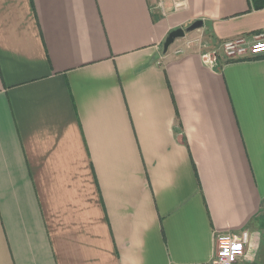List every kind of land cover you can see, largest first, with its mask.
Wrapping results in <instances>:
<instances>
[{
    "label": "crops",
    "instance_id": "crops-1",
    "mask_svg": "<svg viewBox=\"0 0 264 264\" xmlns=\"http://www.w3.org/2000/svg\"><path fill=\"white\" fill-rule=\"evenodd\" d=\"M199 20L247 45L264 0H0V264H210L242 230L264 264V55L163 52Z\"/></svg>",
    "mask_w": 264,
    "mask_h": 264
},
{
    "label": "built area",
    "instance_id": "built-area-1",
    "mask_svg": "<svg viewBox=\"0 0 264 264\" xmlns=\"http://www.w3.org/2000/svg\"><path fill=\"white\" fill-rule=\"evenodd\" d=\"M223 49L227 58L232 60L264 55V34L247 45L243 40L227 41L223 44ZM249 238L247 230L217 234L216 253L210 264H238L239 261H243L246 257Z\"/></svg>",
    "mask_w": 264,
    "mask_h": 264
},
{
    "label": "rangeland",
    "instance_id": "rangeland-1",
    "mask_svg": "<svg viewBox=\"0 0 264 264\" xmlns=\"http://www.w3.org/2000/svg\"><path fill=\"white\" fill-rule=\"evenodd\" d=\"M209 39V36L203 31V28L187 34V40H189L191 44L200 45L202 47L204 52L203 56L208 63H215L219 56L228 59L223 49V44L221 47H217L216 45L213 46Z\"/></svg>",
    "mask_w": 264,
    "mask_h": 264
},
{
    "label": "water",
    "instance_id": "water-1",
    "mask_svg": "<svg viewBox=\"0 0 264 264\" xmlns=\"http://www.w3.org/2000/svg\"><path fill=\"white\" fill-rule=\"evenodd\" d=\"M203 27V22L202 21H195L193 22L189 27H187L186 29H176V30H173L171 31L164 43H163V52L166 53L168 48L173 44V42L177 39H180V38H184L186 34L188 33H192L196 30H199Z\"/></svg>",
    "mask_w": 264,
    "mask_h": 264
},
{
    "label": "trees",
    "instance_id": "trees-1",
    "mask_svg": "<svg viewBox=\"0 0 264 264\" xmlns=\"http://www.w3.org/2000/svg\"><path fill=\"white\" fill-rule=\"evenodd\" d=\"M211 42L214 44V45H219V44H221V43H219V42H217L216 40H214L213 38H211ZM230 61H234V60H232V59H226V62H230Z\"/></svg>",
    "mask_w": 264,
    "mask_h": 264
}]
</instances>
